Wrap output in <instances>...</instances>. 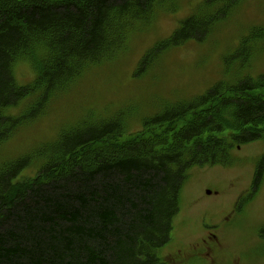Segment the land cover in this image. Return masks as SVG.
<instances>
[{
  "label": "trees",
  "instance_id": "16d2710c",
  "mask_svg": "<svg viewBox=\"0 0 264 264\" xmlns=\"http://www.w3.org/2000/svg\"><path fill=\"white\" fill-rule=\"evenodd\" d=\"M171 0H0V143L38 117L96 65L128 45L136 24ZM244 0H203L172 35L140 59L136 75L191 39L204 40ZM254 28L236 56L256 54ZM27 60L36 77L19 85L12 66ZM264 77L176 101L123 135L128 113L67 126L34 152L0 168V264H166L156 250L170 238L187 170L226 164L232 144L264 139ZM254 90V91H252ZM25 113L4 110L35 93ZM178 125L177 128L175 126ZM228 132L230 141L220 138ZM122 138V139H121ZM37 159L34 178L22 179ZM264 167V155L258 161ZM260 180H258L259 183Z\"/></svg>",
  "mask_w": 264,
  "mask_h": 264
},
{
  "label": "rangeland",
  "instance_id": "374dc122",
  "mask_svg": "<svg viewBox=\"0 0 264 264\" xmlns=\"http://www.w3.org/2000/svg\"><path fill=\"white\" fill-rule=\"evenodd\" d=\"M202 1H168L153 20L136 24L127 48L113 61L89 69L69 91L54 97L38 117L0 143V167L53 141L63 128L74 127L83 118H88L84 123L91 124L97 118L126 112L129 125L123 136L127 138L129 133L143 132L147 118L176 101L204 94L216 84L226 88L264 77V41L256 39V54L249 63L242 64L235 54L254 28L264 30V0L241 1L204 40L191 39L170 49L162 55L158 69L136 75L139 59L169 38ZM12 70L20 85L30 84L36 77L23 58L14 61ZM254 90L264 95V85ZM39 97V92L29 95L18 105L6 108L4 114L21 115ZM220 138L230 141L231 136L224 132ZM229 152L232 161L227 165H195L187 170L170 238L156 250L166 264H225L227 260L230 264H264V240L258 229L264 223V180L255 200L242 211L233 212L248 175L264 153V139L238 149L234 144ZM40 167L41 160H35L23 170L21 178H34Z\"/></svg>",
  "mask_w": 264,
  "mask_h": 264
},
{
  "label": "flooded vegetation",
  "instance_id": "af4514ba",
  "mask_svg": "<svg viewBox=\"0 0 264 264\" xmlns=\"http://www.w3.org/2000/svg\"><path fill=\"white\" fill-rule=\"evenodd\" d=\"M263 173H264V167L261 166H259L258 168L256 167L253 170L251 179L248 180V183L243 189V192L241 193V195L234 204L233 212L242 211L246 205L252 203L255 200V196L259 192V188L261 186V184L258 185V180L261 179ZM258 229L260 235L263 237L262 240H264V223L259 225ZM225 264H228V262L225 261Z\"/></svg>",
  "mask_w": 264,
  "mask_h": 264
}]
</instances>
